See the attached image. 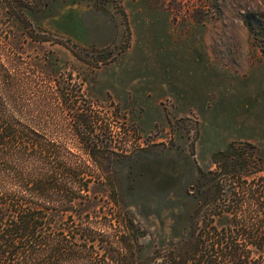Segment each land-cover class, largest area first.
Returning a JSON list of instances; mask_svg holds the SVG:
<instances>
[{
	"label": "rangeland",
	"instance_id": "rangeland-1",
	"mask_svg": "<svg viewBox=\"0 0 264 264\" xmlns=\"http://www.w3.org/2000/svg\"><path fill=\"white\" fill-rule=\"evenodd\" d=\"M1 64L31 125L71 138L69 116L87 107L113 150L87 161L89 200L50 219L91 222L74 240L100 252L119 250L124 229L105 226L119 215L144 264L188 238L216 191L200 172L230 142L254 146L264 165V0H0ZM105 255L96 263H117Z\"/></svg>",
	"mask_w": 264,
	"mask_h": 264
},
{
	"label": "trees",
	"instance_id": "trees-1",
	"mask_svg": "<svg viewBox=\"0 0 264 264\" xmlns=\"http://www.w3.org/2000/svg\"><path fill=\"white\" fill-rule=\"evenodd\" d=\"M3 72L0 264H97V256L105 253L116 264H144L134 249H127L132 240L123 234L127 222L120 215L105 224L124 229L111 241L118 245L117 252H106V248L100 252L94 242L74 240L93 232L91 222H76L74 217L67 228H51L54 216L69 210L74 216V208L89 200L88 184L93 174L87 170V161L97 166L109 159L113 150L94 134L95 120L87 107L69 116L71 138L48 136L43 128L31 125L19 109L17 76L6 69ZM61 94V101L67 99ZM237 145L232 141L225 150L215 152V168L200 172L202 178L215 183L216 191L197 207L189 237L171 249H155L148 264H264V165L255 155L254 146L244 143L246 147L238 150ZM226 183L234 186L227 188ZM224 213L229 223L217 226L215 217ZM68 233L73 239L66 238Z\"/></svg>",
	"mask_w": 264,
	"mask_h": 264
}]
</instances>
